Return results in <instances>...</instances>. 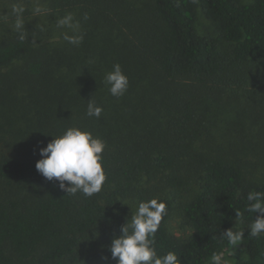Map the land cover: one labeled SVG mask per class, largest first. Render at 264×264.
I'll list each match as a JSON object with an SVG mask.
<instances>
[{
  "label": "trees",
  "instance_id": "trees-1",
  "mask_svg": "<svg viewBox=\"0 0 264 264\" xmlns=\"http://www.w3.org/2000/svg\"><path fill=\"white\" fill-rule=\"evenodd\" d=\"M47 2L74 13L84 39L69 44L62 29L50 42L0 34V264H116L110 245L130 221L125 203L151 197L167 204L159 252L175 248L181 264H207L227 251L217 236L235 224V211L244 225L255 218L246 195L264 190V0ZM196 4L212 34L197 32ZM114 63L129 79L120 98L103 83ZM245 79L254 86L248 94L260 97L262 122L217 142L199 106ZM90 98L104 109L99 118L86 115ZM71 125L106 142L107 179L92 197L67 194L35 168L38 148ZM176 205L190 228L184 239L166 225ZM245 236L231 264H264V235Z\"/></svg>",
  "mask_w": 264,
  "mask_h": 264
},
{
  "label": "clouds",
  "instance_id": "clouds-1",
  "mask_svg": "<svg viewBox=\"0 0 264 264\" xmlns=\"http://www.w3.org/2000/svg\"><path fill=\"white\" fill-rule=\"evenodd\" d=\"M24 12L22 2L12 4L11 14L15 17L12 28L21 42L28 38ZM33 12L35 15L46 14L47 9L36 6ZM83 18L88 19L87 14ZM38 28L41 32L45 31L43 25H38ZM56 28L66 30L61 35L74 46H79L84 39L81 21L72 12L58 18ZM32 42L35 44L36 40L33 39ZM88 63H95V60H89ZM103 83L116 98L122 97L129 87V79L119 63H114L112 69L105 73ZM103 111V107L94 99H88V117L99 118ZM51 136L53 138L46 146L38 148L41 157L35 163L38 173L49 182L55 181L67 194L75 195L80 192L85 197H92L101 192L107 179L102 155L106 142L78 125H71ZM246 201L245 211L256 214L255 218L252 215L250 222L244 225V213L235 211V224L217 236L222 245L230 247L227 251L213 252L210 264H229L227 257L233 256L234 250L245 242V229L250 238L264 235V190L248 191ZM166 215L167 204L160 197L138 201L130 221L121 225L120 235L111 240V258L116 264H181L180 254L175 248L159 252L155 247V235Z\"/></svg>",
  "mask_w": 264,
  "mask_h": 264
},
{
  "label": "rangeland",
  "instance_id": "rangeland-1",
  "mask_svg": "<svg viewBox=\"0 0 264 264\" xmlns=\"http://www.w3.org/2000/svg\"><path fill=\"white\" fill-rule=\"evenodd\" d=\"M241 2H249L250 0H240ZM23 3L25 7L24 19L25 29L40 40L50 42L60 37L61 29L56 28V20L63 15L60 12H54L47 0H0V34L4 31H13L12 24L15 17L11 14V6L14 3ZM40 6L47 9L46 14L35 15L34 7ZM38 25H43L44 32H41ZM195 28L200 34H212L211 25L204 17L200 7L195 5ZM51 30V31H50ZM63 30V29H62ZM64 31V30H63ZM227 43L220 41L219 48L222 49L223 54L227 53ZM254 68L249 71H243L244 77L254 75ZM254 86L249 79L242 81L239 87L232 84L229 89L222 93L219 100L210 101L208 104L204 102L197 111V115L201 116L202 122L206 125L210 134L217 142H226L231 138H235L241 132L250 133L258 128L262 122L260 111L261 104L258 101L260 97L257 95L248 94L249 89ZM236 91V94H233ZM261 120V121H260ZM257 121V122H253ZM230 139V140H231ZM236 141V140H235ZM183 198H177L176 203ZM129 205V206H128ZM126 205V216L130 219L136 209V203H128ZM167 229L175 234L177 237L184 239L190 233V228L183 223L180 208L178 205L172 212V215L166 222ZM229 264H231L230 259ZM79 262H67L65 264H78ZM210 264V261L207 263Z\"/></svg>",
  "mask_w": 264,
  "mask_h": 264
}]
</instances>
